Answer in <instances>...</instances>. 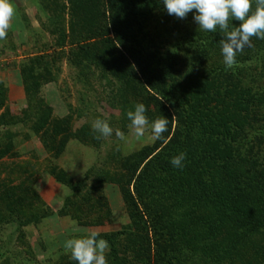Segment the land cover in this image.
Here are the masks:
<instances>
[{
  "label": "trees",
  "instance_id": "16d2710c",
  "mask_svg": "<svg viewBox=\"0 0 264 264\" xmlns=\"http://www.w3.org/2000/svg\"><path fill=\"white\" fill-rule=\"evenodd\" d=\"M35 4L37 16L46 13L49 35H58L56 46L62 50L70 46L67 59L79 73L99 70L121 98V107L143 97L145 108L155 109V119L169 120L161 139L121 159L124 171L116 184L129 224L121 231L98 234L97 239L110 245L108 264H238L241 256L258 246L256 237L264 236V115L260 110L264 89L255 92L246 81L264 86V40L253 37L252 46L238 52L236 63L227 69L219 29L184 34L173 46L175 52L168 54L158 53L153 41H142V23L161 8L157 0H37ZM10 39L8 33L5 40ZM32 59L21 70L27 98L37 96L38 84L28 80L36 77L33 70L41 65ZM6 92L0 83V109L5 107ZM37 107L35 118L26 116L24 122L32 124L30 133L43 132L47 141L43 143L54 158L70 140L81 143L90 135L86 124L73 130L70 116L53 120L49 107L41 102ZM15 122L2 120L9 141L0 151V160L11 151L15 155L7 137L8 127ZM181 152L186 154L182 169L170 163ZM50 172L70 190L65 204L72 208L79 227L99 226L110 219L106 199L99 192L111 180L107 174L89 181L80 197L83 183L73 184L56 168ZM91 173L90 169L86 178ZM14 197L15 192H2L0 209L4 205L12 210L18 202ZM31 218L21 220L20 227L30 226ZM6 224L2 213L0 236Z\"/></svg>",
  "mask_w": 264,
  "mask_h": 264
},
{
  "label": "rangeland",
  "instance_id": "374dc122",
  "mask_svg": "<svg viewBox=\"0 0 264 264\" xmlns=\"http://www.w3.org/2000/svg\"><path fill=\"white\" fill-rule=\"evenodd\" d=\"M36 1L33 0V4ZM157 1L160 2L161 8L155 10L142 23L141 38L144 42L148 39L153 41L158 47V53H173V46L182 40L184 34L191 35L189 33L199 28L193 20L194 13H189L185 19H178L167 14L162 0ZM38 10L41 11V8ZM22 17L25 19V15ZM24 23L26 26H22L29 30V34L13 37L9 33L10 41L0 40V83L7 90L4 106L8 109L7 113L5 107L0 109V151L9 141L5 137L7 128L2 124V120L12 123L16 119L15 125L8 127L7 134L14 146L15 155L11 151L0 160V194L15 192L14 198L18 201L12 210L5 209L4 205L0 209V216L3 213L7 223L0 236V264H77L64 249V241L86 237L92 232L114 233L129 224L116 184L124 171L122 167L125 162L121 159L140 151L143 147L152 146L156 140L152 138L150 129L137 138L130 128L131 122L127 118V112L134 111L137 103L145 105L143 97L137 102L131 103L129 100L125 104L126 107H121V98L117 96L115 88L101 78L99 70L90 72L84 69L83 73H79L67 59L70 46L65 45L63 50L58 48L55 44L58 35H49L47 32L45 12L39 13L38 16L33 15V23H36L37 28L30 27L27 21ZM110 37L113 38V35L110 34ZM188 50L184 51V56ZM29 58L41 65H36L33 70L36 77L28 80L29 83L35 80L38 84L35 88L37 96L30 95V98H27L25 86L22 85L21 70L25 68L24 65L28 67L26 61ZM41 76L43 80L40 79ZM108 80L114 83L111 78ZM246 81L253 86L255 92L263 91L264 86L261 83ZM110 89H113V92H110ZM40 102L51 109V119L58 120L70 116L73 130H78L82 124H86L91 131L90 135L81 143L70 140L64 152L54 158L43 143L46 141L43 132L30 133L32 124L24 122L26 116L32 120L35 118ZM260 110L264 115V105ZM145 115L151 123L155 119V109H146ZM10 118H13L12 121ZM96 119L107 120L114 130L112 136L99 138L97 144L94 142L95 132L91 127ZM116 129L124 133V140L115 136ZM261 153L264 155V151ZM52 168L63 171L73 179V184H84L77 194L80 197H84L85 186L88 187L89 181L107 174L111 180L105 183L99 192H102L101 197L106 199L111 213L110 219L99 226L79 227L73 220L72 208L65 204L71 192L51 175ZM90 169L91 176L86 178ZM29 192L30 199L25 198L27 201L24 202L23 197ZM29 217H32L33 223L20 227L21 220ZM15 229H19L18 232ZM259 235L255 239V245L258 246L250 248L247 253L249 255L241 256L238 264H264V251L260 250L264 236ZM151 255H154V246L151 248Z\"/></svg>",
  "mask_w": 264,
  "mask_h": 264
},
{
  "label": "clouds",
  "instance_id": "9594fccd",
  "mask_svg": "<svg viewBox=\"0 0 264 264\" xmlns=\"http://www.w3.org/2000/svg\"><path fill=\"white\" fill-rule=\"evenodd\" d=\"M162 3L167 14L178 19H185L189 13H194L193 20L203 31L214 33L219 29L223 33L219 42L223 62L228 68L236 63L238 52L252 46L253 37L264 40V0H255L254 10L253 0H162ZM14 15L15 9L10 0H0V40L6 39ZM232 21H238V26L230 25ZM163 99L161 96L160 100ZM145 112L143 103H137L134 111L127 112L134 135L140 138L150 129L154 140L161 139L168 130L169 120L161 116L150 123ZM91 127L99 133L97 139L113 135L114 130L107 120L96 119ZM115 136L125 139L119 129L115 130ZM185 159L186 154L181 152L172 157L170 163L182 169ZM97 236L98 233L92 232L86 237L67 239L63 247L77 264H108L110 245L104 239H97Z\"/></svg>",
  "mask_w": 264,
  "mask_h": 264
},
{
  "label": "crops",
  "instance_id": "0c3cea01",
  "mask_svg": "<svg viewBox=\"0 0 264 264\" xmlns=\"http://www.w3.org/2000/svg\"><path fill=\"white\" fill-rule=\"evenodd\" d=\"M10 2L15 9V15L8 33H11L13 37H18L22 34H29V30L27 28H23V26H26L24 21H27L32 28L36 27V23H33V15H37L35 9L36 4H33V0H10ZM22 15H25V19H23Z\"/></svg>",
  "mask_w": 264,
  "mask_h": 264
}]
</instances>
